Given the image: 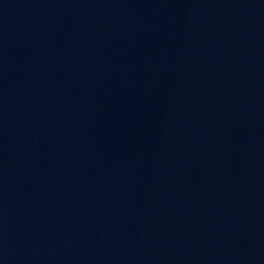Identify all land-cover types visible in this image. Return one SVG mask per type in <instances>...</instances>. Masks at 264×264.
Masks as SVG:
<instances>
[{"label": "water", "instance_id": "obj_1", "mask_svg": "<svg viewBox=\"0 0 264 264\" xmlns=\"http://www.w3.org/2000/svg\"><path fill=\"white\" fill-rule=\"evenodd\" d=\"M0 264H264V0H0Z\"/></svg>", "mask_w": 264, "mask_h": 264}]
</instances>
